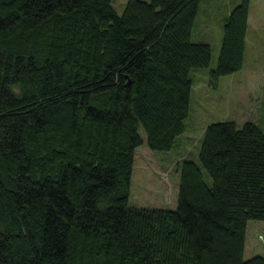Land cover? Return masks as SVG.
I'll list each match as a JSON object with an SVG mask.
<instances>
[{"label": "trees", "instance_id": "1", "mask_svg": "<svg viewBox=\"0 0 264 264\" xmlns=\"http://www.w3.org/2000/svg\"><path fill=\"white\" fill-rule=\"evenodd\" d=\"M197 5L0 0V264H264L242 257L246 221L264 220L251 121L205 125L198 164L178 163L174 208L126 202L134 147L171 148L188 71L208 63L190 39ZM247 9L223 20L211 84L241 65Z\"/></svg>", "mask_w": 264, "mask_h": 264}, {"label": "rangeland", "instance_id": "2", "mask_svg": "<svg viewBox=\"0 0 264 264\" xmlns=\"http://www.w3.org/2000/svg\"><path fill=\"white\" fill-rule=\"evenodd\" d=\"M239 0H198L190 28L192 41L206 42L210 57L206 66L191 67L189 110L183 131L168 150L150 149L144 140L133 150L126 202L132 206L174 208L178 182V163L190 159L198 164L197 151L205 125L231 120L239 127L248 120L264 133V0H248L241 65L219 75L215 84L208 78L218 53L225 16ZM125 0H111L121 13ZM143 138L144 132L140 128ZM204 181L209 177L202 170ZM264 256V220L248 219L244 230L242 257ZM192 264V263H189Z\"/></svg>", "mask_w": 264, "mask_h": 264}, {"label": "crops", "instance_id": "3", "mask_svg": "<svg viewBox=\"0 0 264 264\" xmlns=\"http://www.w3.org/2000/svg\"><path fill=\"white\" fill-rule=\"evenodd\" d=\"M246 20H247V18H246ZM195 41V40H194Z\"/></svg>", "mask_w": 264, "mask_h": 264}]
</instances>
